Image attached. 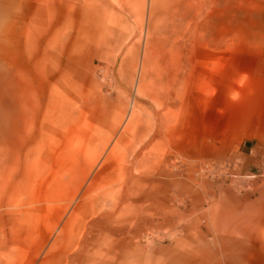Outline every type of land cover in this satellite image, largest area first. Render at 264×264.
<instances>
[{
    "label": "rangeland",
    "instance_id": "1",
    "mask_svg": "<svg viewBox=\"0 0 264 264\" xmlns=\"http://www.w3.org/2000/svg\"><path fill=\"white\" fill-rule=\"evenodd\" d=\"M263 100L264 0H0V264H264Z\"/></svg>",
    "mask_w": 264,
    "mask_h": 264
},
{
    "label": "crops",
    "instance_id": "2",
    "mask_svg": "<svg viewBox=\"0 0 264 264\" xmlns=\"http://www.w3.org/2000/svg\"><path fill=\"white\" fill-rule=\"evenodd\" d=\"M254 107L245 136L229 155L238 188L226 193L227 205L239 228L264 227V100Z\"/></svg>",
    "mask_w": 264,
    "mask_h": 264
},
{
    "label": "bare ground",
    "instance_id": "3",
    "mask_svg": "<svg viewBox=\"0 0 264 264\" xmlns=\"http://www.w3.org/2000/svg\"><path fill=\"white\" fill-rule=\"evenodd\" d=\"M137 113H132L131 117H130V121H133L136 119Z\"/></svg>",
    "mask_w": 264,
    "mask_h": 264
}]
</instances>
